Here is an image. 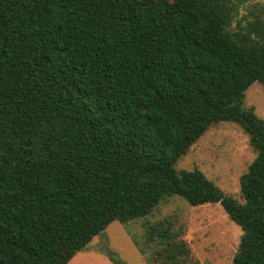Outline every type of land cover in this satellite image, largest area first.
Segmentation results:
<instances>
[{"label": "trees", "instance_id": "16d2710c", "mask_svg": "<svg viewBox=\"0 0 264 264\" xmlns=\"http://www.w3.org/2000/svg\"><path fill=\"white\" fill-rule=\"evenodd\" d=\"M245 1L0 0V264H68L172 197L221 206L232 264H264V121L244 104L264 87V17L237 19ZM222 122L255 153L243 203L175 168ZM171 227L144 224L153 262L188 254Z\"/></svg>", "mask_w": 264, "mask_h": 264}, {"label": "rangeland", "instance_id": "374dc122", "mask_svg": "<svg viewBox=\"0 0 264 264\" xmlns=\"http://www.w3.org/2000/svg\"><path fill=\"white\" fill-rule=\"evenodd\" d=\"M249 12L264 17V0H246L239 7L237 19L250 17ZM244 104L253 107L264 121L261 84L253 83L246 90ZM254 157L243 131L236 124L222 122L211 126L178 160L175 168H197L226 195L243 203L239 179ZM166 219L188 248V254L173 264H232L241 237L239 227L218 204L193 207L179 197L162 201L146 219L128 224L112 222L68 264H115L110 255L122 264H161L152 261L159 247L146 244L144 224Z\"/></svg>", "mask_w": 264, "mask_h": 264}]
</instances>
